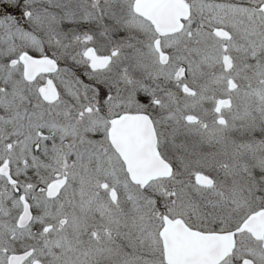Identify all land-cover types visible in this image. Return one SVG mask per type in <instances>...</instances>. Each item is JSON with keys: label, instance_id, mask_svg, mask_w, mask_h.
Segmentation results:
<instances>
[{"label": "snow or ice", "instance_id": "6c2138e0", "mask_svg": "<svg viewBox=\"0 0 264 264\" xmlns=\"http://www.w3.org/2000/svg\"><path fill=\"white\" fill-rule=\"evenodd\" d=\"M0 264H264V0H0Z\"/></svg>", "mask_w": 264, "mask_h": 264}]
</instances>
